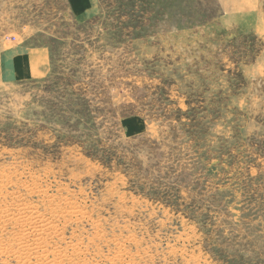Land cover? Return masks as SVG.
Returning a JSON list of instances; mask_svg holds the SVG:
<instances>
[{
	"label": "rangeland",
	"instance_id": "374dc122",
	"mask_svg": "<svg viewBox=\"0 0 264 264\" xmlns=\"http://www.w3.org/2000/svg\"><path fill=\"white\" fill-rule=\"evenodd\" d=\"M0 264H264V0H0Z\"/></svg>",
	"mask_w": 264,
	"mask_h": 264
},
{
	"label": "crops",
	"instance_id": "0c3cea01",
	"mask_svg": "<svg viewBox=\"0 0 264 264\" xmlns=\"http://www.w3.org/2000/svg\"><path fill=\"white\" fill-rule=\"evenodd\" d=\"M24 75H26V72H25V74Z\"/></svg>",
	"mask_w": 264,
	"mask_h": 264
}]
</instances>
